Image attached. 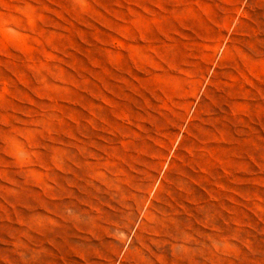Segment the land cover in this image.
<instances>
[{"label": "rangeland", "instance_id": "rangeland-1", "mask_svg": "<svg viewBox=\"0 0 264 264\" xmlns=\"http://www.w3.org/2000/svg\"><path fill=\"white\" fill-rule=\"evenodd\" d=\"M0 264H264V0H0Z\"/></svg>", "mask_w": 264, "mask_h": 264}]
</instances>
